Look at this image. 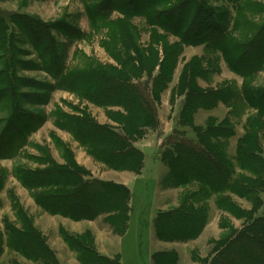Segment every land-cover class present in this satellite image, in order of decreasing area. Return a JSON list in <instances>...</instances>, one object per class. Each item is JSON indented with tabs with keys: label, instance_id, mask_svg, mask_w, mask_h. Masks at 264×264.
Masks as SVG:
<instances>
[{
	"label": "rangeland",
	"instance_id": "374dc122",
	"mask_svg": "<svg viewBox=\"0 0 264 264\" xmlns=\"http://www.w3.org/2000/svg\"><path fill=\"white\" fill-rule=\"evenodd\" d=\"M118 84L152 95L157 126L130 128ZM205 142L216 171L178 176L167 150ZM100 191L122 211L47 205ZM261 247L264 0H0V264H264Z\"/></svg>",
	"mask_w": 264,
	"mask_h": 264
},
{
	"label": "trees",
	"instance_id": "16d2710c",
	"mask_svg": "<svg viewBox=\"0 0 264 264\" xmlns=\"http://www.w3.org/2000/svg\"><path fill=\"white\" fill-rule=\"evenodd\" d=\"M201 8H204V6L201 5ZM130 11V10H127ZM165 13L161 14L160 19L163 22H160L156 17L153 20L158 26L163 27L165 30L170 31L171 33H173L175 36H178L180 38V40L183 42V44H187V45H195L198 44L199 42L202 41V39H209L207 38V36H199L202 38H198L196 39V41H193V37L191 38L190 36L185 37L184 35H180V32L174 27L172 28L170 25H168L167 23H165V17L164 16ZM174 17H172L170 15V17H166V19L169 21L170 24L173 23V26L175 25V21L172 19ZM218 39L221 38V36L217 37ZM203 40V41H204ZM218 41V40H217ZM220 41V40H219ZM209 46V45H208ZM206 48V47H205ZM219 48L221 50L224 51V48L221 46H219ZM258 60V59H257ZM256 61V60H255ZM249 70L255 69L256 66H254L253 64L248 67ZM165 68L162 69L161 72H163V75L166 73L164 72ZM238 72L239 69H237ZM242 73V72H241ZM164 78V76L162 77ZM82 86V85H81ZM115 88V93L118 95V97L115 98V101L112 102L114 103V105H124L126 108V110L129 112V118L128 120H130V128L134 131L135 129L141 127V125H143V127L146 126H157L159 124V120H158V111H157V103L155 101V99H153L150 94H146L144 96V98H142L143 100L140 99L139 95L137 94V90L133 89L132 87H124L121 84H118L117 86L114 87ZM158 88L160 89V87L158 85H155V93L158 90ZM193 89V87H192ZM122 94H118V92H120ZM188 94L192 95V98L196 99L197 102V106L201 107L203 106L202 103L203 101L208 97L205 95H200L199 93H195L194 90V95L192 92H188ZM130 97V98H129ZM208 99H210V97H208ZM102 105L106 104V102H101ZM213 106L210 107H205V108H212ZM210 131L212 130H207V133L210 134ZM209 140V139H206ZM203 147L200 148L198 146H187L184 147V149H179V147H177L178 145H176V143L174 145H172L167 152L169 153V155L174 156L171 158L172 161V169L173 171L180 176V174L185 175L187 178H189L190 176H188L190 173H198V174H202L205 175L206 173H211L213 171H216L215 169H217L219 167V161L220 160H215L211 158V152H213L212 149H209L205 144H201ZM138 153V152H137ZM181 153H185L184 157L181 156ZM181 156V157H180ZM178 157H180L178 159ZM120 162H124L125 160H121V159H117ZM110 166H113L114 168H118V165L115 160L110 159L107 157V161H106ZM188 166V169H185V167ZM125 167V165H124ZM213 169V170H212ZM200 170V171H199ZM190 174V175H191ZM75 177L72 178H66L65 176L61 177V178H57L55 180V182H60L63 187H65V182H69V184H77V180L74 179ZM45 182L51 184V180H48L47 178L44 179ZM221 182V180H215L214 183L215 184H219ZM52 186V184H51ZM37 188H41V187H37ZM93 193V192H92ZM64 197V196H63ZM52 198L51 196L48 195L47 199L45 201H49V199ZM65 202L59 205L60 207H58L56 204L54 203H48L47 205L51 208V209H58V211L65 213V215L70 216V217H74V218H86V219H91V218H95V216H99L102 213H115V212H121L123 209V204H119V199L116 198L113 195H109V197H105L104 193L100 192H94V194L92 195H88L87 193L81 192V193H68L65 194ZM63 198V200H64ZM96 214L95 216H92L91 214ZM92 216V217H91ZM239 247H242L239 246ZM28 250H30L29 248H27ZM256 259H258V263H260V259L261 261L264 260V247H261L260 249H258V255H256ZM240 260V259H239ZM239 260L235 261V264H244L243 261L239 262ZM239 262V263H238Z\"/></svg>",
	"mask_w": 264,
	"mask_h": 264
}]
</instances>
